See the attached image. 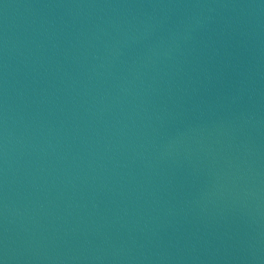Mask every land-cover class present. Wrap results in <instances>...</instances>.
I'll return each mask as SVG.
<instances>
[{
  "label": "water",
  "instance_id": "water-1",
  "mask_svg": "<svg viewBox=\"0 0 264 264\" xmlns=\"http://www.w3.org/2000/svg\"><path fill=\"white\" fill-rule=\"evenodd\" d=\"M0 264H264V0H0Z\"/></svg>",
  "mask_w": 264,
  "mask_h": 264
}]
</instances>
